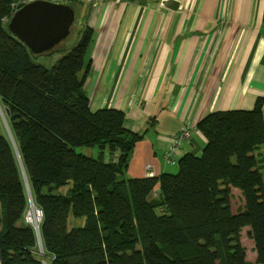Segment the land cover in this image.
<instances>
[{
    "label": "trees",
    "instance_id": "trees-1",
    "mask_svg": "<svg viewBox=\"0 0 264 264\" xmlns=\"http://www.w3.org/2000/svg\"><path fill=\"white\" fill-rule=\"evenodd\" d=\"M14 2L0 0V105L14 142L0 135V264H248L244 227L264 264V100L202 118L204 149L181 157L176 174L126 178L142 135L124 128L122 111L91 109L84 84L93 31L57 58L46 52L49 68L9 32ZM20 164L41 213L43 255L24 221ZM233 189L244 199L236 213ZM69 217L83 226L69 228Z\"/></svg>",
    "mask_w": 264,
    "mask_h": 264
},
{
    "label": "crops",
    "instance_id": "crops-1",
    "mask_svg": "<svg viewBox=\"0 0 264 264\" xmlns=\"http://www.w3.org/2000/svg\"><path fill=\"white\" fill-rule=\"evenodd\" d=\"M167 1L92 5L84 84L91 109L122 111L124 128L142 135L126 178L173 173L181 157L202 153V118L264 100V0H174L177 10ZM171 148L175 163L165 159ZM256 257L246 253L247 263L258 264Z\"/></svg>",
    "mask_w": 264,
    "mask_h": 264
},
{
    "label": "water",
    "instance_id": "water-1",
    "mask_svg": "<svg viewBox=\"0 0 264 264\" xmlns=\"http://www.w3.org/2000/svg\"><path fill=\"white\" fill-rule=\"evenodd\" d=\"M165 5L170 10H177L178 8V3L174 0L167 1ZM74 22L75 12L69 5L35 1L17 10L10 18L7 28L18 41L27 47L31 54L41 55L65 40L69 36ZM6 127L8 136L14 146L7 124ZM21 171L23 173L22 166ZM23 179L29 197V205H31V194L24 173ZM37 214L38 216L41 215L39 211H37ZM28 223H31L30 220H28ZM34 229L38 238L39 254L43 255L37 224H34Z\"/></svg>",
    "mask_w": 264,
    "mask_h": 264
},
{
    "label": "rangeland",
    "instance_id": "rangeland-1",
    "mask_svg": "<svg viewBox=\"0 0 264 264\" xmlns=\"http://www.w3.org/2000/svg\"><path fill=\"white\" fill-rule=\"evenodd\" d=\"M14 1H17V0H14ZM69 2H70L69 6H72V8L74 9V12H75V22L70 29L69 36L65 40H63L60 44H58L57 46H55L52 49L51 53L53 54V51L55 52V55H54L55 58L59 57V55L61 53H66V52L70 51L73 47H75L76 44L78 43V41L83 37L85 31L88 29V23H89L91 11H92L91 2L90 1L85 2V1H80V0H70ZM90 49L91 48H89L87 55H89ZM35 57H36L37 62L45 64L49 68L52 67V65L54 64L53 62H50V58L47 57L45 55V53L41 54V55H36ZM4 118H5L4 108L0 105V135L9 137L7 130H6L7 129V127H6L7 123L5 124L6 118H5V120H4ZM77 151L79 153H82V154L87 155V156H91L93 158H96L97 153H98L96 148L91 149V150L87 149V148H79ZM90 152H91V154H90ZM259 153L260 154L263 153L262 148L260 149V151H256V154H259ZM260 154H259V157H260ZM172 163H175V162L173 161ZM177 171H178V165H176V169L171 174H176ZM261 174L264 178V168L261 170ZM119 179H122V176L119 177ZM70 187H71V184H68L65 187L61 188L58 192L61 194H66L67 191L70 189ZM235 190H237V189H233V192H232V195L230 198L232 213H236V212L241 211L243 206H244V199H243L242 195L240 197V202L237 203V193L241 194V192L239 190L237 192H235ZM240 204H242L243 206L240 207L241 209H238V206ZM39 217L40 216H38L37 210L35 209L34 205H32V206L28 207V211L26 212V214L24 216V221L28 222V220H30L31 225H33V226H34V224L38 225L40 223ZM68 222H69V228L81 227L84 224V219L74 220V219L69 217ZM248 230H249V227H244L241 230L240 242H241V245L245 248L248 256H250L251 254L255 253V249H254L253 240L248 236Z\"/></svg>",
    "mask_w": 264,
    "mask_h": 264
},
{
    "label": "built area",
    "instance_id": "built-area-1",
    "mask_svg": "<svg viewBox=\"0 0 264 264\" xmlns=\"http://www.w3.org/2000/svg\"><path fill=\"white\" fill-rule=\"evenodd\" d=\"M35 1H46V2H51V3H55V4H65V5L67 2H69V0H17L14 3H12V5H11V11L12 12H11L10 18L13 16V14L17 10H19L20 8H22L23 6H25L29 3L35 2ZM80 1H85V2L90 1L91 4L94 6L98 3H100L102 0H80ZM163 4H164L163 2L160 3V5H162V6H163ZM10 18L8 20H4V21L8 24ZM185 135H186V131L185 130L181 131V133H179V135H177L175 138V144H177L178 141L182 137H184ZM173 152H174V148H171L169 151L166 152L165 158H166L167 162L173 161V159H174L173 158ZM39 216L41 217V215H39ZM40 217H39V219H40Z\"/></svg>",
    "mask_w": 264,
    "mask_h": 264
},
{
    "label": "bare ground",
    "instance_id": "bare-ground-1",
    "mask_svg": "<svg viewBox=\"0 0 264 264\" xmlns=\"http://www.w3.org/2000/svg\"><path fill=\"white\" fill-rule=\"evenodd\" d=\"M33 205V203H31V205L30 206H32ZM41 248H42V246H41Z\"/></svg>",
    "mask_w": 264,
    "mask_h": 264
}]
</instances>
